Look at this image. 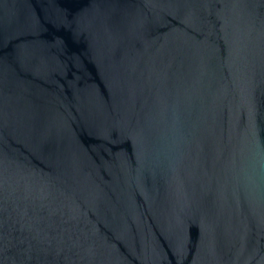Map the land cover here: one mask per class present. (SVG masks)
<instances>
[{"label":"water","instance_id":"95a60500","mask_svg":"<svg viewBox=\"0 0 264 264\" xmlns=\"http://www.w3.org/2000/svg\"><path fill=\"white\" fill-rule=\"evenodd\" d=\"M0 264H264V0H0Z\"/></svg>","mask_w":264,"mask_h":264}]
</instances>
